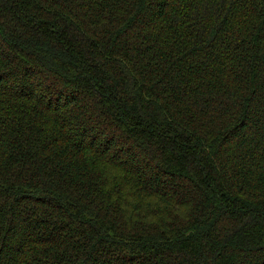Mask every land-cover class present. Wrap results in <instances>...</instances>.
Returning a JSON list of instances; mask_svg holds the SVG:
<instances>
[{
  "label": "trees",
  "instance_id": "obj_1",
  "mask_svg": "<svg viewBox=\"0 0 264 264\" xmlns=\"http://www.w3.org/2000/svg\"><path fill=\"white\" fill-rule=\"evenodd\" d=\"M0 264H264V0H0Z\"/></svg>",
  "mask_w": 264,
  "mask_h": 264
}]
</instances>
